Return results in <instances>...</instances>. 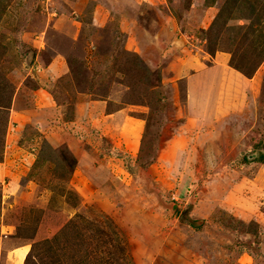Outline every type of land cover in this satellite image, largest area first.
Listing matches in <instances>:
<instances>
[{"label": "rangeland", "instance_id": "1", "mask_svg": "<svg viewBox=\"0 0 264 264\" xmlns=\"http://www.w3.org/2000/svg\"><path fill=\"white\" fill-rule=\"evenodd\" d=\"M0 264H264V0H0Z\"/></svg>", "mask_w": 264, "mask_h": 264}, {"label": "crops", "instance_id": "2", "mask_svg": "<svg viewBox=\"0 0 264 264\" xmlns=\"http://www.w3.org/2000/svg\"><path fill=\"white\" fill-rule=\"evenodd\" d=\"M216 59L218 61H216L217 63L215 65L216 66L215 68L222 69L223 72L226 73V75L227 74L229 75V78L239 79V80L241 79L238 76V72L235 70L236 71V74H235L234 69L231 66H229V64L224 62V60H226L227 58H225L223 56H220V58H216ZM200 69H201L200 72L198 70L194 71L195 72V73L193 72L194 75H203L202 70H204V69H202V68H200ZM58 72H59L58 70L55 71V74L58 73ZM242 81H244V80L242 79ZM244 83H245V81H244ZM43 97L45 99V100L42 99V101L44 102L43 108L47 109V107H49V106L52 107L53 101L51 100V97L48 98L47 94H46V96H44V94H43ZM91 104H93V105H91ZM84 107H85L84 108V112H85V115H86V116L84 115L85 119L86 118H91L90 120H93L92 123H93L94 127H96L98 129H100L101 131H103L104 132L103 134L106 137H108V136L111 137V138H114L115 136L117 137V133L121 130V126H122L121 122H120V120H122V116H120V114L117 115V116L115 114H118V113H115V114H112V115L109 114V113L106 114L104 112H103V114H100V113L94 114V113H92V110L95 109L96 107L98 109H101L102 111H106V108H104L103 106H96V103H94V102L85 103ZM88 107H90L92 109H89ZM26 112L27 111H24L26 118H25V120H24V122L22 124H26V123L29 122L28 121V113H26ZM95 117H97L98 119H92V118H95ZM70 123L74 124V121H71ZM25 252H27L26 247L20 248V251H18V253H20V255L22 253H25Z\"/></svg>", "mask_w": 264, "mask_h": 264}]
</instances>
